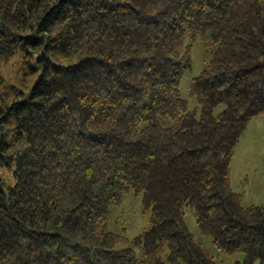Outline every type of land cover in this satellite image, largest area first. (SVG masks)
Masks as SVG:
<instances>
[{"label":"trees","instance_id":"1","mask_svg":"<svg viewBox=\"0 0 264 264\" xmlns=\"http://www.w3.org/2000/svg\"><path fill=\"white\" fill-rule=\"evenodd\" d=\"M263 115L264 0H0V264H222L186 209L264 264V205L231 179ZM131 193L133 239L113 219Z\"/></svg>","mask_w":264,"mask_h":264},{"label":"rangeland","instance_id":"2","mask_svg":"<svg viewBox=\"0 0 264 264\" xmlns=\"http://www.w3.org/2000/svg\"><path fill=\"white\" fill-rule=\"evenodd\" d=\"M199 48L195 49L193 54V70L187 73L181 82L180 91L185 98L189 96L192 79L199 75L202 70L201 55L203 49ZM231 167L233 188L240 193L244 192L243 205H264V115L250 121L236 148ZM6 173L5 170H0L1 176H6ZM8 180L12 183V175H9ZM115 218L118 220V227H121L119 232L123 233L125 227L126 231L124 233L129 239L135 238L149 226L142 216V196L133 193L126 195L123 204L115 211L114 222H116ZM185 221L205 250L211 255L217 256L222 264H235L237 261L244 259L242 253L225 255L219 252L210 237L201 233L196 217L190 209H186ZM116 227H114L115 230Z\"/></svg>","mask_w":264,"mask_h":264}]
</instances>
